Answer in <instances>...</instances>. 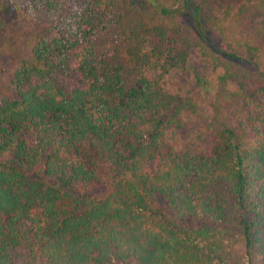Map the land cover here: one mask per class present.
Here are the masks:
<instances>
[{
    "label": "trees",
    "instance_id": "trees-1",
    "mask_svg": "<svg viewBox=\"0 0 264 264\" xmlns=\"http://www.w3.org/2000/svg\"><path fill=\"white\" fill-rule=\"evenodd\" d=\"M0 264H264V0H0Z\"/></svg>",
    "mask_w": 264,
    "mask_h": 264
},
{
    "label": "rangeland",
    "instance_id": "rangeland-1",
    "mask_svg": "<svg viewBox=\"0 0 264 264\" xmlns=\"http://www.w3.org/2000/svg\"><path fill=\"white\" fill-rule=\"evenodd\" d=\"M217 2L220 4L223 0ZM187 67L185 74L174 71L166 76L165 85L173 92L194 94L199 100L200 108L197 114L186 117L185 127L173 136V140L179 146H186L194 140L201 142L206 140V145H210L212 138L209 122L213 113L212 100L216 92L218 75L222 71L220 68H214L211 61L197 51L192 52Z\"/></svg>",
    "mask_w": 264,
    "mask_h": 264
}]
</instances>
